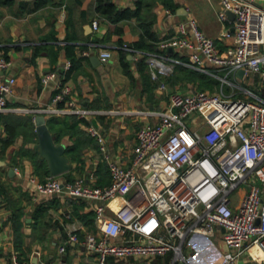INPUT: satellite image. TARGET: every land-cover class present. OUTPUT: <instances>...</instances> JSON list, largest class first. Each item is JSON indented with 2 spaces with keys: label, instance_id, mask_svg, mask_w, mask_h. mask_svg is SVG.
I'll list each match as a JSON object with an SVG mask.
<instances>
[{
  "label": "built area",
  "instance_id": "obj_1",
  "mask_svg": "<svg viewBox=\"0 0 264 264\" xmlns=\"http://www.w3.org/2000/svg\"><path fill=\"white\" fill-rule=\"evenodd\" d=\"M221 21L234 14V30L222 36L233 44L221 49L214 38L190 18L179 25V34L159 42L160 49H178L189 61L159 51H142L129 43L122 48L136 59L146 57L157 79L169 75L177 63L218 76L223 84L229 76L241 78L258 73L264 79V0H220ZM169 11V10H168ZM99 27V21H93ZM99 58L108 62L112 50L102 45ZM11 62L0 56V112L32 111L70 113L81 117L93 114H126L152 117L137 132L130 165H124L103 144L95 127L89 130L102 143L111 175L108 184H95L96 172L73 181L57 176L45 180L32 177L35 191L42 195L62 193L93 201L98 233H90L85 247L97 253L96 264L129 258L145 259L171 253L168 264H187L183 249L188 238L198 250L203 237H219L223 248L218 264H262L264 256V97L245 88V97L218 90L173 91L163 109H88L68 98L63 86L54 101L63 106L13 108L7 103L15 77H5ZM211 68L213 70H211ZM239 70H244L242 77ZM218 71L225 72L219 76ZM56 71L42 76L44 84L57 78ZM234 85H236L234 83ZM167 84L160 89L166 91ZM248 184L247 189H240ZM116 201L111 213L108 205ZM78 224L69 229L70 239L79 240ZM129 234V236H127ZM124 238L122 242L118 239ZM65 247L61 246L60 251ZM13 264H27L17 255Z\"/></svg>",
  "mask_w": 264,
  "mask_h": 264
},
{
  "label": "crops",
  "instance_id": "obj_2",
  "mask_svg": "<svg viewBox=\"0 0 264 264\" xmlns=\"http://www.w3.org/2000/svg\"><path fill=\"white\" fill-rule=\"evenodd\" d=\"M113 1L118 10L135 7V0ZM174 2L176 8L160 1L153 6V29L161 40L179 34V25L195 18L221 49L233 44V39L224 38L222 33L225 29L234 30V16L229 14V21L220 20V0ZM94 20L99 21L97 29L93 27ZM118 26L120 30L115 31ZM139 33L134 19L110 23L97 10V0H0V56L11 62L4 76L16 79L8 105L19 109L63 106L54 97L63 86L69 85L68 98L84 108L163 109L171 92H189L195 89L191 85H199L193 80L171 85L168 77L176 64L171 74L155 79L147 61V67L140 70V59L126 50L127 56L123 57V44L133 45ZM102 45L112 50L108 62L99 58ZM172 51L176 59L189 61L185 52L176 48ZM51 70L58 76L44 84L42 76ZM251 75L262 78L254 73L248 75L250 80ZM162 83L167 84L166 91L160 89ZM253 92L264 97V93ZM38 115L46 117L55 143L64 145L71 164L69 170L57 177L73 181L95 171L97 185L108 184L111 175L102 143L89 128L95 127L103 137V144L127 166L134 156L139 127L155 120L136 114ZM36 116L32 111L0 112V264H13L14 255L27 264H96L97 253L83 243L90 233H98L93 201L62 193L42 195L31 182L34 176L45 180L51 175L47 161L38 150ZM116 204L113 201L108 205L111 213ZM72 224L80 226L78 241L70 239ZM16 227H20L19 232ZM202 239L205 249L211 248L210 239ZM216 239L220 242L219 237ZM61 246L65 247L64 251H60ZM256 253L264 256L262 252ZM171 258L169 253L155 259L158 264H168ZM130 259L134 258L121 261L109 258L108 264H130Z\"/></svg>",
  "mask_w": 264,
  "mask_h": 264
},
{
  "label": "trees",
  "instance_id": "obj_3",
  "mask_svg": "<svg viewBox=\"0 0 264 264\" xmlns=\"http://www.w3.org/2000/svg\"><path fill=\"white\" fill-rule=\"evenodd\" d=\"M162 2L170 8H176L178 5L174 0H135V7L127 8L126 10H118L113 0H97V10L108 20L110 23H117L122 19H134L137 22V26L140 28L139 39L133 43V47L142 51H161L171 56L175 55V52L170 48L160 49L159 42L161 39L158 37L153 29L155 22V12L153 6L158 2ZM120 26L115 31L120 30ZM122 56L126 58L127 52L122 51ZM187 61V59H183ZM146 57L138 60V67L140 70H144L147 67ZM204 75V72H200L185 64H176L174 72L168 77V82L171 85H176L185 80H193L199 82V85H205L200 79ZM204 87V86H203ZM20 227H16V231L19 232ZM134 262V263H133ZM156 262V259H154ZM130 264H147V262H140L138 260L130 259Z\"/></svg>",
  "mask_w": 264,
  "mask_h": 264
},
{
  "label": "rangeland",
  "instance_id": "obj_4",
  "mask_svg": "<svg viewBox=\"0 0 264 264\" xmlns=\"http://www.w3.org/2000/svg\"><path fill=\"white\" fill-rule=\"evenodd\" d=\"M211 70H213L211 68ZM201 72V71H200ZM203 73V72H202ZM219 76H225V72L218 71L217 73ZM250 76V75H249ZM252 80L249 79L248 76H245V79L243 80H237L233 75L229 76V81L233 83L225 82L223 84V81L218 77L215 76L212 73H204L200 79L204 82L205 85H196L198 86L196 88V85H191V87L195 89H208V90H218L221 89L223 86L224 91L228 94L233 93L235 97H245L244 89L248 88L252 91H257L260 94L264 93V80L258 79L256 75H251ZM258 79V80H257ZM234 83L236 85H234ZM204 86V87H203ZM192 88V89H193ZM249 187L248 184H242L240 186V189H247ZM190 238L187 239L185 243V247L183 249V252L185 256L187 257V264H218L221 258V255L223 253V248L220 245V242L214 238L210 237L211 241V248L204 247V240L201 239V244L198 249V251L191 247L190 244ZM197 251V252H196ZM264 264V262H263Z\"/></svg>",
  "mask_w": 264,
  "mask_h": 264
},
{
  "label": "water",
  "instance_id": "obj_5",
  "mask_svg": "<svg viewBox=\"0 0 264 264\" xmlns=\"http://www.w3.org/2000/svg\"><path fill=\"white\" fill-rule=\"evenodd\" d=\"M234 16L233 13H229ZM96 57H93L95 60ZM244 70H239L238 75L243 76ZM36 129L39 137L38 150L40 155L47 161L51 176H57L71 168L69 158L65 155V147L62 144H56L54 135L50 131L46 117L44 115L36 116ZM185 264V263H180Z\"/></svg>",
  "mask_w": 264,
  "mask_h": 264
},
{
  "label": "bare ground",
  "instance_id": "obj_6",
  "mask_svg": "<svg viewBox=\"0 0 264 264\" xmlns=\"http://www.w3.org/2000/svg\"><path fill=\"white\" fill-rule=\"evenodd\" d=\"M264 254V253H263Z\"/></svg>",
  "mask_w": 264,
  "mask_h": 264
}]
</instances>
